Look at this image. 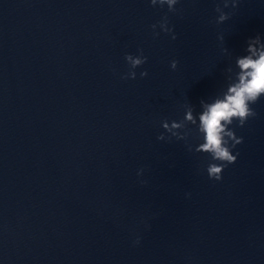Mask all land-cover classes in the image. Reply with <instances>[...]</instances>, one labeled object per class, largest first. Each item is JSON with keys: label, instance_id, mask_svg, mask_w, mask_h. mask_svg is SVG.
Returning a JSON list of instances; mask_svg holds the SVG:
<instances>
[{"label": "clouds", "instance_id": "9594fccd", "mask_svg": "<svg viewBox=\"0 0 264 264\" xmlns=\"http://www.w3.org/2000/svg\"><path fill=\"white\" fill-rule=\"evenodd\" d=\"M151 5L156 6L157 3L162 7L168 6L169 12H176L173 5L178 3V0H150ZM226 17L221 16V20ZM159 26L165 33H171L172 29L168 27V20L165 17ZM156 24L152 25L155 30ZM158 35L159 33H154ZM172 39H176L175 34ZM250 51L255 53V49L250 46ZM125 60L130 66V71L123 75L122 79H135L136 72L134 69L143 65L147 57L143 56L142 50L140 55L133 57L130 54L125 55ZM243 74L240 77V83L229 89V95L223 101H218L210 105L207 111L200 117V130L204 133V143L199 145L197 151L211 154L215 161L220 163H212L207 167V174L210 179L220 180L222 172L228 164L236 161L237 157L232 154L231 149L242 142V138H237L233 130L228 129V125L233 124V121H238L239 126H243L249 117L256 115L250 105L255 104L260 96L264 94V52L259 54L258 59L251 57L244 58L238 61ZM178 61H171V68L176 69ZM147 75L146 71L140 73L141 77ZM186 118L192 120L191 114H187ZM167 127V124H165ZM173 127H179L178 124H173ZM229 140L235 142L229 146Z\"/></svg>", "mask_w": 264, "mask_h": 264}]
</instances>
